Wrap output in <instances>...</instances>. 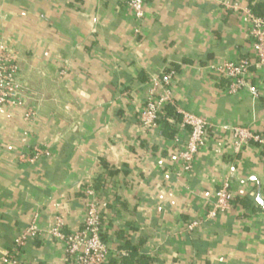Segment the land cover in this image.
Returning <instances> with one entry per match:
<instances>
[{"label":"crops","instance_id":"obj_1","mask_svg":"<svg viewBox=\"0 0 264 264\" xmlns=\"http://www.w3.org/2000/svg\"><path fill=\"white\" fill-rule=\"evenodd\" d=\"M244 10L264 13V0H144L135 34L125 0H0V41L24 90L19 106L0 108V258L34 217L40 230L55 216L63 234L79 230L84 191L97 184L106 264H264V146L234 154L229 131L264 134V72L250 69L253 97L229 95L210 69L251 57ZM169 71L174 105L210 125L190 173L174 107L155 130L137 120L150 79ZM34 148L50 156L29 164ZM225 179L231 209L208 219ZM192 221L202 224L188 232ZM20 261L69 264L45 236Z\"/></svg>","mask_w":264,"mask_h":264},{"label":"built area","instance_id":"obj_2","mask_svg":"<svg viewBox=\"0 0 264 264\" xmlns=\"http://www.w3.org/2000/svg\"><path fill=\"white\" fill-rule=\"evenodd\" d=\"M133 20L136 24L134 33H140V23L144 17V0H125ZM249 21V36L252 40L251 57L240 58L235 62H224L219 66H210V69L227 82V92L235 95L246 90L251 96L257 97L256 91L249 85L250 69L264 72V16H255L250 10H244ZM18 66L13 52L0 41V108L16 107L21 103L24 90L18 81ZM174 72L169 71L162 78L153 77L149 81L145 101L138 111V124L144 131L158 128L160 116L164 114L166 106L174 107L180 117L179 127L187 132L184 148L178 155L181 165L180 172L190 173L194 168L197 155L206 143L205 135L210 125L199 115L177 108L173 103L172 79ZM24 119L33 123L37 119L34 109H26ZM233 138V152L239 154L244 147L250 145L264 146V135L257 134L250 128L233 127L230 130ZM48 150L34 148L32 155L25 159L34 164L43 157H49ZM85 213L82 227L68 235L63 234L64 225L60 216H55L53 225L48 230H40L36 224V217L32 219L25 230L19 233L9 253L0 258V264H21L20 257L28 241L39 236L49 237L63 245L66 259L69 264H106L110 250L102 239L103 222L99 206L100 196L92 186L84 191ZM233 195L229 179H225L215 193L214 202L207 213L208 219H215L231 209ZM202 222L192 221L187 225V231L193 232Z\"/></svg>","mask_w":264,"mask_h":264},{"label":"trees","instance_id":"obj_3","mask_svg":"<svg viewBox=\"0 0 264 264\" xmlns=\"http://www.w3.org/2000/svg\"><path fill=\"white\" fill-rule=\"evenodd\" d=\"M255 16H258V17H263L264 16V13H263V11H262V13L260 12V13H256V12H254V10H250ZM168 108V109H167ZM167 110H169V106H166L165 108H164V111H166L168 114H171V111H167ZM167 117V116H166ZM162 119V115L160 116V119L159 120H161ZM264 135V134H263ZM93 187V189H94V191L99 195V196H103V191H100L99 190V187H98V185L97 184H95V185H93L92 186ZM124 260H123V264H124Z\"/></svg>","mask_w":264,"mask_h":264},{"label":"water","instance_id":"obj_4","mask_svg":"<svg viewBox=\"0 0 264 264\" xmlns=\"http://www.w3.org/2000/svg\"><path fill=\"white\" fill-rule=\"evenodd\" d=\"M256 202L260 206V208L264 211V201L261 199L260 194L257 195Z\"/></svg>","mask_w":264,"mask_h":264}]
</instances>
